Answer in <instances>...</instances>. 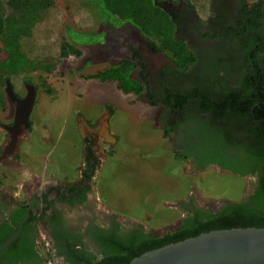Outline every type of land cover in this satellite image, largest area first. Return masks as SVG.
<instances>
[{
	"label": "flooded vegetation",
	"instance_id": "af4514ba",
	"mask_svg": "<svg viewBox=\"0 0 264 264\" xmlns=\"http://www.w3.org/2000/svg\"><path fill=\"white\" fill-rule=\"evenodd\" d=\"M157 3L174 21L175 40L183 43L193 56L185 68L178 67L127 21L99 22L94 29L98 37L79 46L81 48V45L86 44L93 48L90 60L95 70L90 74L110 67L127 68L124 70L131 79V85L140 84L137 85L140 86L138 92L122 91L118 88L117 79H94L98 83L114 84L122 93L133 95L149 107L150 124L168 138L165 147H161L176 158H184L188 162L186 166L190 182L194 181L195 176L192 177V174L207 171L241 179V187L235 197L214 196L219 199L217 207H199L193 198L183 200L180 210H184V214L170 229L174 230L194 206L216 212L227 201L248 202L256 196L264 197V82L260 84L257 80L264 72V50L260 45L264 41V4L260 3L257 8L255 1L208 0L206 3L209 8L203 16L190 0H157ZM29 83L23 81L24 93L17 92L12 83L11 86L18 97L24 98ZM5 85L6 81L3 91L11 105H0L4 111L2 114L7 113L5 120L8 121L0 119L1 127L2 123L13 124L16 114L15 104L6 95ZM230 94L234 95V99H226ZM33 103L28 115V126L21 122L24 115L20 114L22 108H26L22 102L18 106L17 124L13 129L14 133L18 129L17 136L32 126L30 114ZM108 105L93 119L82 114L75 116L82 158H86L88 163V170L81 173L76 181L82 180L81 185H88L83 200L70 204L59 198L61 193H69L65 190L66 186L76 182L44 185L40 178H37L34 188L24 189V200L0 195L2 215L13 216L18 224L13 234L7 236L4 242L0 241V249H4L29 217L28 213H16V208L26 202L29 205L26 208H30L40 219H34L32 225L35 228L28 227L25 234L33 237V249L42 258L38 262L35 257L7 259L0 254V261L9 264H15V261L16 264H45L39 244L41 232L48 236L54 256L63 264H77L73 260H79V256L88 258L92 254L99 259L103 256L101 249L107 248L104 245L107 238L121 240L128 231L139 226L140 222L128 220L125 214L111 211L103 202L101 204L106 213L102 212L101 219L87 212L81 215L83 218L77 219L66 212L67 209L86 205L89 194L95 188L90 177L99 163L96 158L102 152L100 141L109 145L116 142L115 138L109 137L115 135L108 123L112 114ZM53 208L58 211L57 220L53 219L57 214ZM145 232L156 234L149 230ZM77 241L80 244L73 246Z\"/></svg>",
	"mask_w": 264,
	"mask_h": 264
},
{
	"label": "rangeland",
	"instance_id": "374dc122",
	"mask_svg": "<svg viewBox=\"0 0 264 264\" xmlns=\"http://www.w3.org/2000/svg\"><path fill=\"white\" fill-rule=\"evenodd\" d=\"M190 1L201 15H206L208 0ZM254 1L259 0H247ZM261 2L264 4V0ZM93 20L78 0H53V7L35 27L32 38L23 41L29 56L45 59L53 68L29 72L26 79H10L17 92L24 93L23 81L31 82L36 92L30 114L32 126L18 136L13 152L0 159L1 197L24 200V189L37 183L32 170L37 165L44 167V185L79 180L81 173L88 170V163L82 158L75 116L93 119L107 103L112 111L108 123L116 142L109 145L100 141L102 152L96 158L99 163L90 177L95 188L86 205L66 210L70 217L83 218L81 215L87 212L101 219L103 202L111 211L140 222L145 230L162 234L178 223L184 214L180 203L186 198H193L199 207L211 208L219 202L214 196L235 197L241 187L240 178L207 171L192 174L195 177L190 182L188 162L161 147L168 138L150 124L149 107L114 84L87 77L95 70L90 45H81L79 56L57 57L58 36L64 26L95 29L99 23ZM97 37L91 34L88 38ZM10 105L7 100L6 106ZM3 112L1 108L0 119L8 122ZM8 140L0 126V149Z\"/></svg>",
	"mask_w": 264,
	"mask_h": 264
},
{
	"label": "trees",
	"instance_id": "16d2710c",
	"mask_svg": "<svg viewBox=\"0 0 264 264\" xmlns=\"http://www.w3.org/2000/svg\"><path fill=\"white\" fill-rule=\"evenodd\" d=\"M80 6L94 19L95 22H122L127 21L134 25L142 35L168 58L172 59L178 67L185 68L193 60L191 52L185 45L175 40L174 21L162 7L154 3V0H78ZM262 0L255 3L260 7ZM53 7V0H0V105L3 106L7 99L5 97L3 86L6 79L19 76L27 78V73L35 70L50 71L53 64L45 59H37L29 56L23 49V41L26 43L32 38L35 27L43 22L44 17ZM259 12V9H257ZM85 34V35H84ZM95 35L94 29L81 28L66 24L63 33L58 36L57 57H66L68 55L79 56L81 48L79 44L91 42L88 37ZM85 36V37H82ZM264 50V41L260 43ZM247 66L249 60H247ZM127 68H107L104 71L89 74L87 77L105 79H117L118 88L124 92L134 90L138 92L137 85L132 84L131 79L126 75ZM260 84L264 82V72L257 77ZM242 79L240 83H242ZM258 84V85H260ZM263 88V87H262ZM262 91L263 90H259ZM252 92V90H251ZM247 95V93H246ZM230 94L226 99H234ZM258 97V95H256ZM241 99H243L241 97ZM256 100H260L256 98ZM87 178V176H86ZM82 180L72 186H66L68 194H60L59 198L74 204L80 202L86 196L88 185H81ZM75 199V200H74ZM0 199V241L4 242L7 236L15 232L18 227L16 219L11 215H5L1 209ZM25 201H23L24 203ZM45 202V196H44ZM3 203V202H2ZM29 205L25 202L22 207L16 208V213H28L29 217L22 224L21 229L10 239L4 249H0V254L5 255L7 259L35 257L38 262L40 258L33 249V237L25 234L28 227L35 228L32 221L40 219L32 213L31 209L26 208ZM47 206L49 204L47 203ZM189 211L182 219L179 226L174 230H169L164 234L146 233L142 225L139 224L136 229L128 231L123 239L105 240L107 248H102V257L96 259L92 254L85 258L79 256V260H73L77 264H122L130 261L134 256L140 253L159 247L165 243L174 242L183 238L196 235L203 231L215 228H226L232 226H264V197L256 196L254 199L239 202H225L216 212L205 211L196 206ZM53 219H58V211ZM45 212V211H44ZM24 216V215H23ZM29 228V229H30ZM80 244V241L72 245ZM67 259L68 257L65 256ZM85 258V259H83ZM44 259V258H43ZM95 259V260H94ZM42 260V258H41ZM83 260V261H81ZM71 261V260H70ZM0 264H9V262L0 261ZM16 264V261H15ZM23 264V263H22Z\"/></svg>",
	"mask_w": 264,
	"mask_h": 264
},
{
	"label": "water",
	"instance_id": "95a60500",
	"mask_svg": "<svg viewBox=\"0 0 264 264\" xmlns=\"http://www.w3.org/2000/svg\"><path fill=\"white\" fill-rule=\"evenodd\" d=\"M154 3L158 4L157 0H154ZM27 88V95L20 98L14 93L10 81L6 80L5 92L15 104L16 114L13 124H1L10 136L0 153V159L11 154L16 146L18 129L15 133L13 129L17 124V111L21 102L26 108L21 122L25 126L29 124L28 115L35 88L32 83H29ZM109 137L114 139V136ZM122 264H264V226L210 229L146 250Z\"/></svg>",
	"mask_w": 264,
	"mask_h": 264
},
{
	"label": "built area",
	"instance_id": "2783aa9c",
	"mask_svg": "<svg viewBox=\"0 0 264 264\" xmlns=\"http://www.w3.org/2000/svg\"><path fill=\"white\" fill-rule=\"evenodd\" d=\"M41 252L44 258L45 264H63L60 260H58L52 251L51 242L48 236L45 233H40V242Z\"/></svg>",
	"mask_w": 264,
	"mask_h": 264
},
{
	"label": "crops",
	"instance_id": "0c3cea01",
	"mask_svg": "<svg viewBox=\"0 0 264 264\" xmlns=\"http://www.w3.org/2000/svg\"><path fill=\"white\" fill-rule=\"evenodd\" d=\"M32 170L34 171V173H36V175H37V177L38 178H40V180H42V178L41 177H43V179H44V167H42L41 165L40 166H36V167H34V168H32ZM33 173V174H34ZM43 183V182H42ZM35 185V184H34ZM34 186H32V188H33ZM31 188V189H32Z\"/></svg>",
	"mask_w": 264,
	"mask_h": 264
},
{
	"label": "bare ground",
	"instance_id": "6f19581e",
	"mask_svg": "<svg viewBox=\"0 0 264 264\" xmlns=\"http://www.w3.org/2000/svg\"><path fill=\"white\" fill-rule=\"evenodd\" d=\"M20 114H21V115H22V114L25 115V109H24V107H23L22 110L20 111ZM23 115H22V116H23ZM22 116H21V117H22Z\"/></svg>",
	"mask_w": 264,
	"mask_h": 264
}]
</instances>
